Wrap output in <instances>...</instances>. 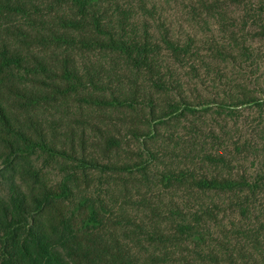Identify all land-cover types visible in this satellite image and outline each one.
<instances>
[{
    "label": "trees",
    "instance_id": "1",
    "mask_svg": "<svg viewBox=\"0 0 264 264\" xmlns=\"http://www.w3.org/2000/svg\"><path fill=\"white\" fill-rule=\"evenodd\" d=\"M0 264H264V0H0Z\"/></svg>",
    "mask_w": 264,
    "mask_h": 264
},
{
    "label": "rangeland",
    "instance_id": "2",
    "mask_svg": "<svg viewBox=\"0 0 264 264\" xmlns=\"http://www.w3.org/2000/svg\"><path fill=\"white\" fill-rule=\"evenodd\" d=\"M180 21H181L182 27H185L186 26V22H184L185 20L180 17Z\"/></svg>",
    "mask_w": 264,
    "mask_h": 264
}]
</instances>
